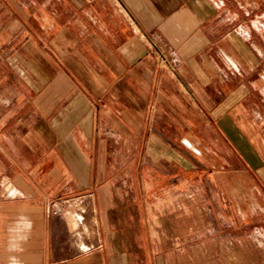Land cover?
<instances>
[{"label": "crops", "instance_id": "1", "mask_svg": "<svg viewBox=\"0 0 264 264\" xmlns=\"http://www.w3.org/2000/svg\"><path fill=\"white\" fill-rule=\"evenodd\" d=\"M255 201L264 0H0V264H217Z\"/></svg>", "mask_w": 264, "mask_h": 264}, {"label": "rangeland", "instance_id": "2", "mask_svg": "<svg viewBox=\"0 0 264 264\" xmlns=\"http://www.w3.org/2000/svg\"><path fill=\"white\" fill-rule=\"evenodd\" d=\"M230 171L223 172L224 186L220 187L218 194L220 195L221 203H215L212 200V193L209 189L205 190L208 196L207 207L208 211L221 212L223 221V236L224 239H229L230 235V219L234 206V197L231 195V180ZM258 201V200H257ZM255 201L252 204L240 202L239 208L245 213L249 211L248 216L245 215L244 220L240 215L239 229V251L237 256H232L230 251L222 252V260L217 264H260L262 256H264V203ZM218 217V216H217ZM219 219V217H218ZM247 230L253 231V236L246 234ZM253 237V238H252Z\"/></svg>", "mask_w": 264, "mask_h": 264}, {"label": "built area", "instance_id": "3", "mask_svg": "<svg viewBox=\"0 0 264 264\" xmlns=\"http://www.w3.org/2000/svg\"><path fill=\"white\" fill-rule=\"evenodd\" d=\"M163 59H165V58H163Z\"/></svg>", "mask_w": 264, "mask_h": 264}]
</instances>
